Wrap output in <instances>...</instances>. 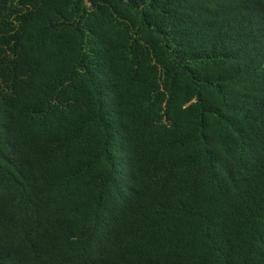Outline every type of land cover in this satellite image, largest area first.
I'll return each mask as SVG.
<instances>
[{
	"label": "trees",
	"instance_id": "16d2710c",
	"mask_svg": "<svg viewBox=\"0 0 264 264\" xmlns=\"http://www.w3.org/2000/svg\"><path fill=\"white\" fill-rule=\"evenodd\" d=\"M0 264H264V0H0Z\"/></svg>",
	"mask_w": 264,
	"mask_h": 264
}]
</instances>
